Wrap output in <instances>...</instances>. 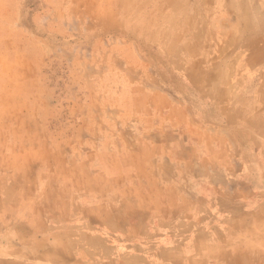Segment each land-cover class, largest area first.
Wrapping results in <instances>:
<instances>
[{
    "label": "rangeland",
    "instance_id": "374dc122",
    "mask_svg": "<svg viewBox=\"0 0 264 264\" xmlns=\"http://www.w3.org/2000/svg\"><path fill=\"white\" fill-rule=\"evenodd\" d=\"M254 45L264 46V0H0V64L28 81L12 104L29 139L8 170L33 173L29 184L49 190L43 199L65 189L61 203L76 195L148 208L158 180L149 171L168 174L160 188L181 186L167 177L185 172L190 188L214 164L200 167L197 141L185 139L196 131L173 112L168 76L198 61L232 63ZM146 127L159 132L134 137Z\"/></svg>",
    "mask_w": 264,
    "mask_h": 264
},
{
    "label": "crops",
    "instance_id": "0c3cea01",
    "mask_svg": "<svg viewBox=\"0 0 264 264\" xmlns=\"http://www.w3.org/2000/svg\"><path fill=\"white\" fill-rule=\"evenodd\" d=\"M241 53L232 63L198 61L168 76L175 85L167 98L177 103L171 110L189 123L187 131H196L185 139L197 141L200 167L213 163L214 171L199 169L190 188L183 185L185 172L167 177L181 186L171 182L162 188L158 181L168 174L147 172L158 179L148 208L93 199L79 203L76 195L61 203L56 196L66 194L60 187L43 199L49 190L29 184L33 173L8 170L19 157L14 148L23 145L19 133L30 125L14 122L12 92L15 87L23 92L28 81L22 71L17 81L2 61L0 264H264V46ZM145 131L134 137L153 139L159 127Z\"/></svg>",
    "mask_w": 264,
    "mask_h": 264
},
{
    "label": "bare ground",
    "instance_id": "6f19581e",
    "mask_svg": "<svg viewBox=\"0 0 264 264\" xmlns=\"http://www.w3.org/2000/svg\"><path fill=\"white\" fill-rule=\"evenodd\" d=\"M122 215V214H121Z\"/></svg>",
    "mask_w": 264,
    "mask_h": 264
}]
</instances>
